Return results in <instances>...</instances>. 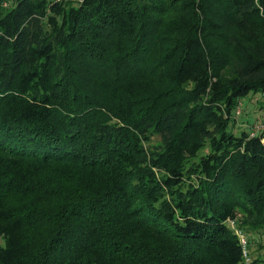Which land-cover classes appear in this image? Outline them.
<instances>
[{
  "label": "trees",
  "instance_id": "1",
  "mask_svg": "<svg viewBox=\"0 0 264 264\" xmlns=\"http://www.w3.org/2000/svg\"><path fill=\"white\" fill-rule=\"evenodd\" d=\"M251 94L264 14L234 0H0V264H244L229 220L264 264Z\"/></svg>",
  "mask_w": 264,
  "mask_h": 264
},
{
  "label": "rangeland",
  "instance_id": "2",
  "mask_svg": "<svg viewBox=\"0 0 264 264\" xmlns=\"http://www.w3.org/2000/svg\"><path fill=\"white\" fill-rule=\"evenodd\" d=\"M240 115H237V124L243 129H252L253 133L261 130L264 131V94H251L249 97L245 98L242 102L241 109L238 111ZM239 226V225H238ZM245 231V230H244ZM246 233V232H245ZM256 236V234H254ZM248 240L250 241L249 254L251 258L257 254V243L253 241V232L246 233ZM259 237L264 243V235L256 236Z\"/></svg>",
  "mask_w": 264,
  "mask_h": 264
},
{
  "label": "snow or ice",
  "instance_id": "3",
  "mask_svg": "<svg viewBox=\"0 0 264 264\" xmlns=\"http://www.w3.org/2000/svg\"><path fill=\"white\" fill-rule=\"evenodd\" d=\"M87 0H80L81 4H85ZM190 3H196V4H203L204 0H189ZM234 2H238L242 8L245 9H255L256 11L264 14V0H234ZM208 16V13L205 12V16L202 17V19H206ZM195 24V21L193 22ZM216 26L219 27V21L216 22ZM207 31V28L202 29L201 35L203 36ZM0 246H6L4 244V241L0 239Z\"/></svg>",
  "mask_w": 264,
  "mask_h": 264
},
{
  "label": "built area",
  "instance_id": "4",
  "mask_svg": "<svg viewBox=\"0 0 264 264\" xmlns=\"http://www.w3.org/2000/svg\"><path fill=\"white\" fill-rule=\"evenodd\" d=\"M57 1H65V0H57ZM228 225L234 230V232L241 241V245L243 248V255H244V264H252L253 259L249 254L250 241L248 240L245 231L238 226V222L236 220H229Z\"/></svg>",
  "mask_w": 264,
  "mask_h": 264
}]
</instances>
